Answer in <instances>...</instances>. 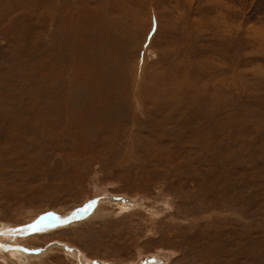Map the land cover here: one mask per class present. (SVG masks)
I'll return each mask as SVG.
<instances>
[{
    "label": "rangeland",
    "instance_id": "rangeland-1",
    "mask_svg": "<svg viewBox=\"0 0 264 264\" xmlns=\"http://www.w3.org/2000/svg\"><path fill=\"white\" fill-rule=\"evenodd\" d=\"M0 238V264H264V0H0Z\"/></svg>",
    "mask_w": 264,
    "mask_h": 264
},
{
    "label": "bare ground",
    "instance_id": "bare-ground-1",
    "mask_svg": "<svg viewBox=\"0 0 264 264\" xmlns=\"http://www.w3.org/2000/svg\"><path fill=\"white\" fill-rule=\"evenodd\" d=\"M134 103H136V102L134 101ZM82 207L81 206L80 207L71 206V207H68L67 209L63 210L62 212H56V211L55 212H51L47 216L42 217V220L39 219L37 221V223H35V224L31 225V226L28 225V226L19 228L20 229L19 231H17L14 234H10L9 237L11 239H14L15 236H16V234L17 235L24 236V235H26L29 232L31 233L32 231H41L43 229L49 230L51 228L58 227L60 225L67 226V227L68 226H72V225L76 224V222H77L76 220H78L81 215H82L81 216V219H82V217H84L83 214H80L79 213L81 211L80 209L83 210ZM97 211H98V209H97ZM79 221H81V220H79ZM33 227H35V228H33ZM75 250L77 251V249H75ZM15 254H16V251H14V250L13 251H6V253H4L3 256H6L8 258L14 257V256L17 257ZM42 255H44V252H42L41 254H39L38 257H40ZM1 256H0V258H1ZM80 257H81V260L80 261L84 262V264H91V261H89L87 259V256H85L84 254L81 255ZM3 261L7 262V260H3ZM87 261H89V262H87Z\"/></svg>",
    "mask_w": 264,
    "mask_h": 264
}]
</instances>
